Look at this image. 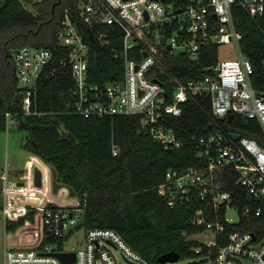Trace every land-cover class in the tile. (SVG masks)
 I'll use <instances>...</instances> for the list:
<instances>
[{
	"label": "built area",
	"instance_id": "obj_1",
	"mask_svg": "<svg viewBox=\"0 0 264 264\" xmlns=\"http://www.w3.org/2000/svg\"><path fill=\"white\" fill-rule=\"evenodd\" d=\"M234 8L264 23V0H79V19L102 46L109 43V27L122 32L121 47L113 55L124 61L125 76L103 85L89 80V46L69 9L57 41L67 53L62 64L71 67L74 79V101L69 104L74 114L138 115L142 129L165 149L189 147L195 153L188 165L169 169L158 189L170 207L193 208L191 222L204 235L199 242L217 248L214 256L209 255V264H245L246 258L264 264V235L254 238V232L238 228L264 215V91L253 84L255 70L243 53ZM212 44L218 47V59L206 67V75L185 80L174 72L173 67L199 66L203 48ZM224 45H232L237 56L222 59L219 49ZM12 52L22 113L42 115L39 80L54 52L31 46L14 47ZM206 97L213 116L221 122L232 120L230 114L256 120L262 142L240 133L236 139L233 133L238 132L226 130L221 122L209 134L181 137L170 118L181 117L186 102L201 105ZM2 114L7 129L17 123V112ZM118 152L113 146V153ZM1 177L5 222L34 211L33 218L12 232L19 236V243L6 248L4 264H155L113 228H85L81 246L67 247L68 240L84 227L80 219L86 198L73 195V189L64 184L55 191L53 180H41L40 185L32 180L29 186L27 180ZM24 187L31 190L18 199V189ZM59 253H74L75 261L65 262Z\"/></svg>",
	"mask_w": 264,
	"mask_h": 264
},
{
	"label": "trees",
	"instance_id": "obj_2",
	"mask_svg": "<svg viewBox=\"0 0 264 264\" xmlns=\"http://www.w3.org/2000/svg\"><path fill=\"white\" fill-rule=\"evenodd\" d=\"M171 1V0H166ZM79 0H4L0 6V102L2 113H18L17 124L27 136L23 149L39 156L56 171V180L71 187L86 198L83 211L84 227H107L117 230L135 250L152 263L165 252L180 254L179 264H209V255L217 248H209L189 235L201 228L191 222L193 208H172L159 192L171 168H183L195 154L189 147L168 150L146 133L138 115L84 117L74 114L71 67L62 64L65 49L58 44L57 31L61 28L66 9L88 44L89 80L103 85L119 81L125 76L124 61L115 58L114 49L121 47L122 32L109 27V43L102 46L83 25L78 16ZM32 5L35 12L27 9ZM237 29L242 32L241 47L254 66L252 81L264 91V23L241 8L233 10ZM261 24V25H260ZM49 48L54 59L39 80V111L42 115H25L21 110L18 80L15 71L14 47ZM217 45L203 48L199 66L173 67L182 79L201 77L206 67L217 62ZM0 113V130H6L5 116ZM206 97L201 105L194 101L184 104L181 117L170 118L178 134L187 139L193 134L206 135L217 128ZM228 131L262 142L263 132L254 119L235 114L227 123ZM113 146L119 148L113 153ZM234 181L227 184L232 189ZM28 216L7 221L5 228L15 232ZM238 228L264 235V215L243 222ZM211 251V252H210Z\"/></svg>",
	"mask_w": 264,
	"mask_h": 264
},
{
	"label": "rangeland",
	"instance_id": "obj_3",
	"mask_svg": "<svg viewBox=\"0 0 264 264\" xmlns=\"http://www.w3.org/2000/svg\"><path fill=\"white\" fill-rule=\"evenodd\" d=\"M4 3V0H0V6ZM28 9L35 12L32 5H27ZM219 53L222 59L228 58L232 59L237 56V51L232 45H224L219 49ZM27 133L25 131H20L18 129V124L15 122L10 123L8 129L0 130V264H4L5 250L8 246L18 245L19 236L8 232L5 228V217L3 209L5 207V191H4V181L1 176H7L8 180H27L28 185L31 186L32 180H36V172L32 167L36 165L44 174V180H54L53 177L49 178L52 174L53 168L50 165L43 162L38 156H32L26 160L30 153L27 152L22 147ZM26 160V165H25ZM26 166V167H25ZM32 167V168H31ZM33 174V175H32ZM28 186V187H29ZM31 190L27 187L18 189L17 198H22L27 192ZM17 191V192H18ZM85 227H81L77 233L71 237L66 246L79 248L84 240ZM189 239L201 240L204 239L202 233H197L188 236ZM184 261L179 260L178 262L171 263L167 262L165 264H179ZM245 264H256L255 261L251 259H244Z\"/></svg>",
	"mask_w": 264,
	"mask_h": 264
},
{
	"label": "water",
	"instance_id": "obj_4",
	"mask_svg": "<svg viewBox=\"0 0 264 264\" xmlns=\"http://www.w3.org/2000/svg\"><path fill=\"white\" fill-rule=\"evenodd\" d=\"M229 118L232 119L233 114H230ZM233 136H234V138L238 139L240 137V134L239 133H233ZM53 179H54L53 182H54L55 191H57L58 187L60 186V183H58L56 180V171L55 170H54V178ZM36 181H37L38 185L41 184L40 173L38 170L36 171ZM72 193L74 195V193H75L74 190L72 191ZM80 223L81 224L85 223V219L83 217L80 219ZM252 235L254 238L256 237L255 233H252ZM58 255L65 262L66 261L67 262L75 261L74 253H72V254L59 253ZM179 260H180V254L177 253L175 250L165 252L162 255H160L158 258V261L160 264H165L167 262L175 263V262H178Z\"/></svg>",
	"mask_w": 264,
	"mask_h": 264
},
{
	"label": "crops",
	"instance_id": "obj_5",
	"mask_svg": "<svg viewBox=\"0 0 264 264\" xmlns=\"http://www.w3.org/2000/svg\"><path fill=\"white\" fill-rule=\"evenodd\" d=\"M32 156H34V155H29V157L26 159V160H28L30 157H32ZM35 156H37V155H35ZM39 157V156H38ZM40 158V157H39ZM26 160H25V165H26ZM44 162V161H43ZM45 163V162H44ZM47 164V163H46ZM26 167V166H25ZM34 169H35V172L38 170L39 171V173H40V179L41 180H44V174H43V172H42V170H40L36 165H34V166H32ZM31 167V168H32ZM51 167V166H50ZM53 168V167H52ZM33 175V174H32ZM36 176V175H35ZM54 178V168H53V170H52V174H50L49 175V178Z\"/></svg>",
	"mask_w": 264,
	"mask_h": 264
}]
</instances>
